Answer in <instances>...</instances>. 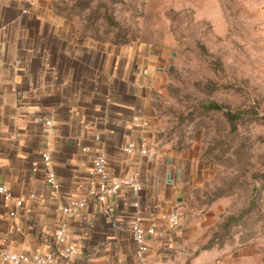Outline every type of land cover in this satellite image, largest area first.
<instances>
[{
    "label": "crops",
    "instance_id": "1",
    "mask_svg": "<svg viewBox=\"0 0 264 264\" xmlns=\"http://www.w3.org/2000/svg\"><path fill=\"white\" fill-rule=\"evenodd\" d=\"M56 1L0 0V186L12 195L9 202L0 195V253L53 254L58 264H264L254 244L200 250L207 223L189 215L187 199L204 184L206 164L156 139L161 50L84 36ZM44 153L57 191L47 183ZM100 154L110 178H137L141 188L106 203L89 196ZM79 200L81 217L63 213ZM174 210L181 225L169 229L160 215ZM137 214L157 227L141 257L131 230Z\"/></svg>",
    "mask_w": 264,
    "mask_h": 264
},
{
    "label": "rangeland",
    "instance_id": "2",
    "mask_svg": "<svg viewBox=\"0 0 264 264\" xmlns=\"http://www.w3.org/2000/svg\"><path fill=\"white\" fill-rule=\"evenodd\" d=\"M55 10L97 41L161 50L156 139L206 164L187 199L207 223L200 250L264 249V0H57Z\"/></svg>",
    "mask_w": 264,
    "mask_h": 264
},
{
    "label": "built area",
    "instance_id": "3",
    "mask_svg": "<svg viewBox=\"0 0 264 264\" xmlns=\"http://www.w3.org/2000/svg\"><path fill=\"white\" fill-rule=\"evenodd\" d=\"M135 150L136 146L134 144H131L127 147L126 152L129 154H133ZM83 151L85 152L86 148H84ZM142 153L146 155L147 151L144 150L142 151ZM42 158L44 168L47 171V183L57 191L60 189V186L57 182L56 174L52 171V158L49 153H44ZM91 174L98 178V184L97 187L89 191V196L97 197L101 203H106L112 200L125 188H129L134 191L141 188V183L137 178H110L107 174V158L104 154H100L96 158ZM0 195H2L3 199L7 202L12 200V195L4 186H0ZM15 206L17 209H21L23 207V200H17ZM139 207V204H135L136 209H139ZM85 208V201L79 200L73 202L69 207L63 208V213L79 218L81 217V213ZM15 216L16 212L10 213V217ZM160 219L166 223L169 229H177L181 225V216L176 210L161 214ZM156 228L157 227L154 224L145 226V221L140 214H137L131 222V230L133 233L134 241L139 247V257L143 256V254L148 251L147 240L149 237L155 236ZM57 241L60 244L65 243L64 228L58 231ZM73 250L74 248H71V251ZM0 258L6 264H58V260L53 254H34L28 256L22 253H11L8 251H3L0 253Z\"/></svg>",
    "mask_w": 264,
    "mask_h": 264
},
{
    "label": "trees",
    "instance_id": "4",
    "mask_svg": "<svg viewBox=\"0 0 264 264\" xmlns=\"http://www.w3.org/2000/svg\"><path fill=\"white\" fill-rule=\"evenodd\" d=\"M211 108L212 109H215V110H223L226 117L233 121L234 119H236L237 115L236 114H233L232 111L228 108V107H224V106H218L217 104H212L211 105Z\"/></svg>",
    "mask_w": 264,
    "mask_h": 264
}]
</instances>
